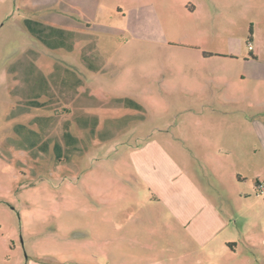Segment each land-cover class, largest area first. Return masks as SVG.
<instances>
[{
	"label": "rangeland",
	"instance_id": "1",
	"mask_svg": "<svg viewBox=\"0 0 264 264\" xmlns=\"http://www.w3.org/2000/svg\"><path fill=\"white\" fill-rule=\"evenodd\" d=\"M263 30L264 0H0V264L92 253L88 186L125 185L148 138L264 135Z\"/></svg>",
	"mask_w": 264,
	"mask_h": 264
},
{
	"label": "crops",
	"instance_id": "2",
	"mask_svg": "<svg viewBox=\"0 0 264 264\" xmlns=\"http://www.w3.org/2000/svg\"><path fill=\"white\" fill-rule=\"evenodd\" d=\"M251 43L250 57L264 55V30ZM127 158L125 185L110 182L108 196L88 186L97 211L79 236H93L92 253L53 252L60 262L44 264H264V135H159ZM250 199L263 234L246 235L255 258L238 261L234 203Z\"/></svg>",
	"mask_w": 264,
	"mask_h": 264
},
{
	"label": "built area",
	"instance_id": "3",
	"mask_svg": "<svg viewBox=\"0 0 264 264\" xmlns=\"http://www.w3.org/2000/svg\"><path fill=\"white\" fill-rule=\"evenodd\" d=\"M256 188L257 189H261L262 191H264V187L262 185H257Z\"/></svg>",
	"mask_w": 264,
	"mask_h": 264
}]
</instances>
